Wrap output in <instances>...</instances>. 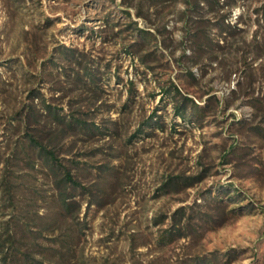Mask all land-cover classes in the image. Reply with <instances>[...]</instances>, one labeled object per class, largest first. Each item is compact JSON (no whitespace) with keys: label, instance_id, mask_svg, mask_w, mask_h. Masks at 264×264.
Listing matches in <instances>:
<instances>
[{"label":"rangeland","instance_id":"1","mask_svg":"<svg viewBox=\"0 0 264 264\" xmlns=\"http://www.w3.org/2000/svg\"><path fill=\"white\" fill-rule=\"evenodd\" d=\"M9 233L34 264H264V0H0Z\"/></svg>","mask_w":264,"mask_h":264},{"label":"trees","instance_id":"2","mask_svg":"<svg viewBox=\"0 0 264 264\" xmlns=\"http://www.w3.org/2000/svg\"><path fill=\"white\" fill-rule=\"evenodd\" d=\"M180 91H178V94ZM173 94V98H176L177 93H171ZM190 99H186L185 102H182L180 104L176 105V109L179 115L186 118L188 117V106L187 103ZM194 107V106H193ZM73 122V121H70ZM73 123L79 124L80 121H74ZM33 144L36 145L41 152H46L47 155V161L50 162V165L52 168L56 167V163H58V160L56 158V155L54 152L46 150L45 147H43L40 143H38L36 140L33 139ZM65 180L76 183V181L72 178V175L69 173L65 174ZM15 247V237H13L12 234L9 233L8 237L4 239V241L0 242V248L2 250V264H34L30 260V256L28 254L20 255L16 253Z\"/></svg>","mask_w":264,"mask_h":264}]
</instances>
